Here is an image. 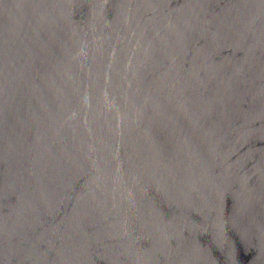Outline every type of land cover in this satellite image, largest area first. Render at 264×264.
Masks as SVG:
<instances>
[{
    "label": "water",
    "instance_id": "obj_1",
    "mask_svg": "<svg viewBox=\"0 0 264 264\" xmlns=\"http://www.w3.org/2000/svg\"><path fill=\"white\" fill-rule=\"evenodd\" d=\"M0 264H264V0H0Z\"/></svg>",
    "mask_w": 264,
    "mask_h": 264
}]
</instances>
